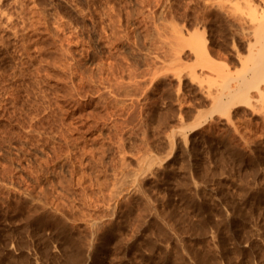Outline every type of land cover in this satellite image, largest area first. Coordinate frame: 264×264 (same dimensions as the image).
Instances as JSON below:
<instances>
[{
	"label": "rangeland",
	"instance_id": "374dc122",
	"mask_svg": "<svg viewBox=\"0 0 264 264\" xmlns=\"http://www.w3.org/2000/svg\"><path fill=\"white\" fill-rule=\"evenodd\" d=\"M244 3L0 0V264H264V105L213 102Z\"/></svg>",
	"mask_w": 264,
	"mask_h": 264
},
{
	"label": "bare ground",
	"instance_id": "6f19581e",
	"mask_svg": "<svg viewBox=\"0 0 264 264\" xmlns=\"http://www.w3.org/2000/svg\"><path fill=\"white\" fill-rule=\"evenodd\" d=\"M243 1V3H244V1L245 0H242ZM247 1H248V4L251 2V0L249 1V0H246L245 1V3H244V6L246 5V6H248V7H246L247 9H249V5L247 4ZM259 1V0H258ZM219 2L220 1H218L216 4H219ZM254 2V1H253ZM256 3V2H255ZM259 3H261V2H259ZM251 4H252V2H251ZM254 4V3H253ZM262 4H263V6H264V0H262ZM220 5V4H219ZM255 5V10L257 9V11H258V13L260 12V11H262L264 8H262V10H261V8L259 9V8H257V5H259L258 4V2H257V5L256 4H254ZM254 5H250V7L251 8H254ZM261 5V4H260ZM259 5V6H260ZM236 7V9L238 8H240V5H235ZM262 6V5H261ZM260 6V7H261ZM241 7H242V5H241ZM213 8V7H212ZM233 6H232V8H230L232 11H236V9H235ZM235 9V10H234ZM238 9H237V12H234L235 14H237L238 15ZM242 9L244 10V7L243 8H240L239 9V11H241L242 12ZM246 9V10H247ZM250 10V9H249ZM254 9H252V10H250L251 11V15L254 17V19L256 20V22H255V20H253L252 19V21L253 22H255V23H253L252 22V25H254L252 28H254V29H251V30H253V32H254V34L256 35V42H258L259 43V46L256 48V52H255V55L253 56V57H255L254 58V61H253V63H252V65H250L249 67H247L246 66V64H244L245 62H247V61H244V62H242L243 64H241V68H243L244 67V69H241V70H243V71H241V72H243V73H239V71H238V75H236L237 77L241 74V76H239V79L237 80L236 78H234L235 79V82H236V80H237V82L233 85H228V84H226V86L224 85V86H221V89H216V91L218 92V91H220L219 92V95L217 94V93H215V96H214V98H213V102H214V105H215V107H216V109H220V110H222V109H227L226 107H225V103H224V101L225 100H223L222 99V97L224 96H226V100H227V102L228 101H231V103H237V102H239V103H241V102H246V104H248V105H250V98L252 97L251 96V94H250V90H254L255 91V95H256V97H255V95H253V97H252V99H253V102H254V105H255V103L256 102H259V103H257V104H259V105H257V107H260V106H262V105H264V10H263V12H261V15L259 16V14L258 15H256L257 14V12L255 11ZM260 10V11H259ZM226 12V11H225ZM240 12V13H241ZM246 13V12H245ZM255 13V14H254ZM233 14V13H232ZM244 14V13H243ZM237 15H235L236 17H237V19H238V17H241V15L239 14L238 16ZM234 16V17H235ZM244 15H242V17L240 18V19H238L239 20V22H240V20L241 19H243V18H245L246 16H244ZM249 17V16H248ZM253 17H251V18H253ZM250 18V17H249ZM232 19V18H231ZM236 19V20H237ZM237 20V21H238ZM249 20V19H248ZM245 21V20H244ZM249 23L251 22V20L250 21H248ZM247 23V22H246ZM234 24V23H233ZM251 25V24H250ZM239 26V25H238ZM237 26V27H238ZM242 26V25H241ZM250 27V26H249ZM242 29H244L245 27L243 26V27H241ZM243 32V31H242ZM245 33V32H244ZM243 33V34H244ZM201 36V35H200ZM238 36V35H237ZM199 37V36H198ZM239 37V36H238ZM200 38V37H199ZM201 38H203V37H201ZM249 38V37H248ZM247 40V39H246ZM250 41V40H249ZM201 42V41H200ZM204 43V42H203ZM247 45H249V44H247ZM200 46V45H199ZM202 46L204 47L205 45H201L200 46V50L199 49H195V52H196V50H199L198 51V55H197V53H196V56H198V57H200V55H199V52H202ZM196 48H198V47H196ZM207 48V47H206ZM247 49H249V48H247ZM250 52V51H249ZM217 53V52H216ZM203 54H204V56L206 57L207 56V53H205V52H203ZM210 54V53H209ZM218 55V54H217ZM253 55V54H252ZM176 56V55H175ZM179 56V55H178ZM203 56V57H204ZM210 56H211V54H210ZM238 56V55H237ZM215 57V56H214ZM218 57H221V56H218ZM239 57V56H238ZM249 57V56H248ZM206 58H209V56H207ZM211 58H209V59H207V62H209V60H210ZM213 59V58H212ZM211 59V60H212ZM210 60V61H211ZM238 60H240V58L238 59ZM210 66L212 65L211 63H208ZM217 65H218V63H217ZM217 65L215 66L214 64L212 65V67L214 66L215 68H211L210 66V68L211 69H215V71L217 70L218 72H220V70L222 71V69L221 68H223L224 67V64H222V66L223 67H221V65H220V67L218 68L217 67ZM218 69H220V70H218ZM247 67V68H246ZM209 68V69H210ZM109 70V69H108ZM229 71V70H228ZM227 71V72H228ZM109 72V71H108ZM107 72V73H108ZM214 72V71H213ZM111 73V72H110ZM110 73H108V74H110ZM211 74V73H210ZM231 74V73H230ZM211 76H212V74H211ZM214 76V75H213ZM232 77V76H231ZM228 82V81H227ZM227 82H225V83H227ZM229 83V82H228ZM234 83V82H233ZM221 85H223V84H221ZM222 87H223V89H222ZM220 88V87H219ZM252 90V91H253ZM223 100V101H222ZM226 102V105H227V107H228V104L229 103H227ZM252 102V103H253ZM261 103H262V105H261ZM238 104V103H237ZM252 107H256V105L255 106H252ZM223 111V110H222ZM229 112V111H228ZM227 112V113H228ZM169 140H173L172 138H168ZM169 140H168V142H169ZM175 140V139H174ZM167 142V143H168ZM174 142V141H173ZM184 142V141H183ZM171 144V143H170ZM168 145V144H167ZM151 159H153V158H151ZM150 158H148V160L146 161L145 160V163L146 162H148V164H145V166H142V167H144V170H146L145 168H147V172H148V166L151 164V166L153 167V165L152 164H154L155 162V164H158V161L156 160V161H154L153 163L151 162V161H153V160H151ZM161 162V161H160ZM154 164V165H155ZM161 164L159 163L158 164V168H159V166H160ZM157 166V165H156ZM151 167V168H152ZM166 167V166H165ZM150 168V167H149ZM151 168H150V170H151ZM157 168V167H156ZM144 172V171H143ZM142 172V173H143ZM146 173V172H145ZM141 174V173H140ZM144 174V173H143ZM146 175V174H145ZM125 178V180H124V182L126 183H128L131 187H133L132 189H135V190H137V189H139L138 188V186H140V179H141V176L140 175H137V173H136V175L135 174H131V175H127L126 177H124ZM123 178V179H124ZM122 179V180H123ZM126 183V184H127ZM124 184V183H123ZM122 184V185H123ZM125 184V185H126ZM139 191V190H138ZM115 193V192H114ZM140 193V192H139ZM113 194V193H112ZM117 195V194H116ZM120 196V195H119ZM260 199L262 200V201H264V193H261L260 195ZM114 197V196H113ZM117 197V196H116ZM114 200H115V198H114ZM117 200V199H116ZM115 205L116 204H114L113 205V203H112V208L113 207H115ZM107 206V205H106ZM111 206V205H110ZM109 206V207H110ZM107 208V207H106ZM114 209V208H113ZM34 210V209H33ZM117 210H118V208H117ZM111 211V210H110ZM108 212H109V209H108ZM113 212H115V211H113ZM31 213V212H30ZM29 213V214H30ZM35 218V217H34ZM93 226V225H92ZM94 229V228H93ZM92 232H93V230H92ZM96 233V232H95ZM94 234V233H93ZM71 239V238H70ZM107 239V238H106ZM71 243V242H70ZM107 243V242H106ZM80 244H81V242H80ZM79 244V245H80ZM67 245H69V244H67ZM67 245H66V247H67ZM74 246V245H73ZM89 246H91V244L89 245ZM75 247V246H74ZM236 247V246H235ZM69 248V247H68ZM91 248H92V246H91ZM65 249V248H64ZM105 249V248H104ZM74 251V250H73ZM93 251V250H92ZM86 253V252H85ZM93 253V252H92ZM73 254V253H72ZM81 254V253H80ZM1 255V254H0ZM84 257V256H83ZM201 257V256H200ZM87 258V257H86ZM83 259V258H82ZM207 259H209L210 260V257L209 258H207ZM66 260V259H65ZM198 260V259H197ZM209 260H207V261H209ZM207 261H206V263H207ZM211 261V260H210ZM209 261V262H210ZM207 263V264H211L212 262H210V263ZM79 264H80V261H79ZM81 264H89V262H87V260H86V262H84L83 261V263L81 262ZM213 264V263H212ZM215 264V263H214Z\"/></svg>",
	"mask_w": 264,
	"mask_h": 264
}]
</instances>
